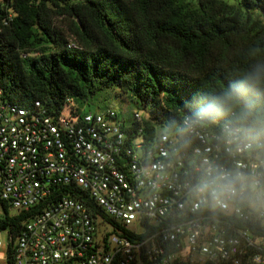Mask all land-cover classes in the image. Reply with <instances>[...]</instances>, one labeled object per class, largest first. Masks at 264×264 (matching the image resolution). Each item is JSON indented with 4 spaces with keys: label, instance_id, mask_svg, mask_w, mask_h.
Returning a JSON list of instances; mask_svg holds the SVG:
<instances>
[{
    "label": "built area",
    "instance_id": "2783aa9c",
    "mask_svg": "<svg viewBox=\"0 0 264 264\" xmlns=\"http://www.w3.org/2000/svg\"><path fill=\"white\" fill-rule=\"evenodd\" d=\"M65 103L53 114L0 90V219L42 206L14 264H264V144L202 114L147 136L138 112L129 133L113 110ZM69 186L112 222L59 192Z\"/></svg>",
    "mask_w": 264,
    "mask_h": 264
},
{
    "label": "trees",
    "instance_id": "16d2710c",
    "mask_svg": "<svg viewBox=\"0 0 264 264\" xmlns=\"http://www.w3.org/2000/svg\"><path fill=\"white\" fill-rule=\"evenodd\" d=\"M261 11L264 0H0L2 99L24 107L39 100L53 114L70 99L81 114L112 93L145 113L147 136L202 114L264 144ZM70 40L79 48L69 49ZM139 126L134 120L126 129ZM68 190L93 217L112 222L78 187L59 192ZM41 207L4 208L6 264Z\"/></svg>",
    "mask_w": 264,
    "mask_h": 264
},
{
    "label": "rangeland",
    "instance_id": "374dc122",
    "mask_svg": "<svg viewBox=\"0 0 264 264\" xmlns=\"http://www.w3.org/2000/svg\"><path fill=\"white\" fill-rule=\"evenodd\" d=\"M107 110L115 111L117 113L118 121L126 126L131 125V123L134 121L135 112L145 116V113L140 111L133 103L129 102L128 100H122L119 97H115L112 93H108L107 95L102 93L93 98L89 105L84 106V111L101 113ZM107 228L111 229L108 226ZM0 238L2 244L0 247V264H6L9 240L6 233H1Z\"/></svg>",
    "mask_w": 264,
    "mask_h": 264
},
{
    "label": "water",
    "instance_id": "95a60500",
    "mask_svg": "<svg viewBox=\"0 0 264 264\" xmlns=\"http://www.w3.org/2000/svg\"><path fill=\"white\" fill-rule=\"evenodd\" d=\"M261 13L264 15V12L263 11H261Z\"/></svg>",
    "mask_w": 264,
    "mask_h": 264
}]
</instances>
